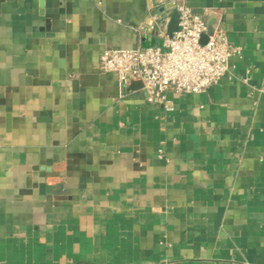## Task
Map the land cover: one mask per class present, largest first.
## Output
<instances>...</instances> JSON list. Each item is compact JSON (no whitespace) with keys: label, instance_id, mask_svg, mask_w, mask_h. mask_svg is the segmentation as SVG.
I'll list each match as a JSON object with an SVG mask.
<instances>
[{"label":"crops","instance_id":"crops-1","mask_svg":"<svg viewBox=\"0 0 264 264\" xmlns=\"http://www.w3.org/2000/svg\"><path fill=\"white\" fill-rule=\"evenodd\" d=\"M155 2L0 0V264H264V0H187L242 51L173 111L98 67Z\"/></svg>","mask_w":264,"mask_h":264},{"label":"built area","instance_id":"built-area-1","mask_svg":"<svg viewBox=\"0 0 264 264\" xmlns=\"http://www.w3.org/2000/svg\"><path fill=\"white\" fill-rule=\"evenodd\" d=\"M166 3H174L166 8ZM153 21L139 32L146 38L163 40L162 45H137L131 48H107L100 56L102 72L115 74L120 88L131 89L140 81L145 100L173 111L171 93H201L217 85L231 71L230 58L240 54L241 46L230 42L221 16H217L214 31L203 43L208 32L207 15L199 14L187 0H156ZM179 13V29L169 36L168 26L173 12ZM158 156H164L160 147Z\"/></svg>","mask_w":264,"mask_h":264},{"label":"water","instance_id":"water-1","mask_svg":"<svg viewBox=\"0 0 264 264\" xmlns=\"http://www.w3.org/2000/svg\"><path fill=\"white\" fill-rule=\"evenodd\" d=\"M174 3H168L167 7H171ZM195 12L199 14H204V11L202 9H196ZM207 21H208V32L203 36L202 41L205 43L209 35L213 33L214 31V25L217 22V18L213 14L207 15ZM179 29V13L173 12L171 21L168 26V35L172 36L174 31H177ZM142 86V83L140 81H134L131 84V88H139Z\"/></svg>","mask_w":264,"mask_h":264},{"label":"rangeland","instance_id":"rangeland-1","mask_svg":"<svg viewBox=\"0 0 264 264\" xmlns=\"http://www.w3.org/2000/svg\"><path fill=\"white\" fill-rule=\"evenodd\" d=\"M203 42V41H202ZM204 43V42H203Z\"/></svg>","mask_w":264,"mask_h":264}]
</instances>
